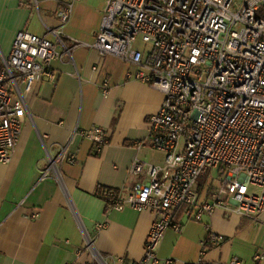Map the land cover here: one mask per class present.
I'll return each instance as SVG.
<instances>
[{"label": "built area", "instance_id": "built-area-1", "mask_svg": "<svg viewBox=\"0 0 264 264\" xmlns=\"http://www.w3.org/2000/svg\"><path fill=\"white\" fill-rule=\"evenodd\" d=\"M38 8V1L31 0ZM64 0L57 12V27L45 25L38 36L21 31L0 68V165L12 162L29 114L27 96L43 77L54 80L52 62L85 47L113 56L136 69L127 80L160 91L163 102L148 118L151 148L165 155L163 165L135 159L130 174L145 177L131 191L106 189L101 198L108 212L129 207L155 215L143 259L135 264H174L161 260L157 250L169 229L181 230V218L201 221L218 209L256 219L264 212V0H106L101 28L93 43L69 39L65 26L74 4ZM51 36L53 40H49ZM96 70V68H94ZM104 96L108 81L101 87ZM91 140L95 154L103 152L108 135L103 127L75 130ZM185 141L182 146V141ZM144 147L143 142L135 144ZM57 162L76 163L63 147L56 159L48 157L43 178ZM216 171L221 182L201 200L196 187L200 177ZM99 223L97 231L108 227ZM223 237L211 235L212 244ZM196 264H210L204 259ZM88 237L85 250L95 264H117L98 255ZM83 250L77 251L80 257ZM264 262V249L253 256ZM68 264H78L72 262ZM223 264H246L234 257Z\"/></svg>", "mask_w": 264, "mask_h": 264}, {"label": "crops", "instance_id": "crops-1", "mask_svg": "<svg viewBox=\"0 0 264 264\" xmlns=\"http://www.w3.org/2000/svg\"><path fill=\"white\" fill-rule=\"evenodd\" d=\"M37 1L38 8L31 0H0V68L19 32L44 36L45 25H59L56 15L64 0ZM105 7L106 0H78L65 35L93 43ZM51 66L54 80L43 77L26 98L29 114L12 162L0 165V264H95L85 250L88 237L98 255L117 264L138 263L155 215L129 207L108 212L98 192L110 189L125 194L145 180L130 174L136 158L164 164L165 155L155 153L147 140L148 118L159 111L164 96L127 80L134 67L93 49L77 48L74 63L64 58ZM105 81L108 96L101 90ZM95 127L105 128L108 135L101 154L96 155L93 142L78 133L70 142L77 128ZM138 142L144 143L140 150L135 146ZM65 146L76 163L57 162L59 181L54 171L43 178L48 157L56 159ZM204 199L206 193L201 194ZM105 221L108 227L97 231V224ZM181 225L179 232L166 231L157 250L159 259L196 264L207 242V263L223 264L237 257L254 264L253 256L264 249V212L252 219L218 209L201 221L182 217ZM211 235L223 241L212 244ZM78 250H83L80 257Z\"/></svg>", "mask_w": 264, "mask_h": 264}, {"label": "rangeland", "instance_id": "rangeland-1", "mask_svg": "<svg viewBox=\"0 0 264 264\" xmlns=\"http://www.w3.org/2000/svg\"><path fill=\"white\" fill-rule=\"evenodd\" d=\"M244 1L245 0H236L234 8L235 9L240 8L243 5ZM184 144H185V141L183 140L182 146H184ZM153 151L155 153H158L156 150H153ZM220 182H221V178L218 177L216 171L210 170L207 174L202 175L197 183L196 190H197L198 195L201 196L202 193H206L207 190L212 186H216V187L219 186Z\"/></svg>", "mask_w": 264, "mask_h": 264}, {"label": "trees", "instance_id": "trees-1", "mask_svg": "<svg viewBox=\"0 0 264 264\" xmlns=\"http://www.w3.org/2000/svg\"><path fill=\"white\" fill-rule=\"evenodd\" d=\"M106 189H102L98 192V196H101L102 195V192L105 191Z\"/></svg>", "mask_w": 264, "mask_h": 264}]
</instances>
